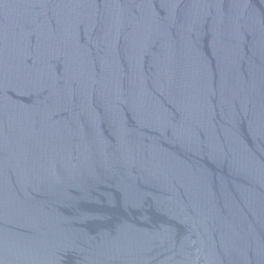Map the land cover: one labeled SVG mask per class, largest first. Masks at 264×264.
<instances>
[{
	"label": "water",
	"instance_id": "water-1",
	"mask_svg": "<svg viewBox=\"0 0 264 264\" xmlns=\"http://www.w3.org/2000/svg\"><path fill=\"white\" fill-rule=\"evenodd\" d=\"M0 264H264V0H0Z\"/></svg>",
	"mask_w": 264,
	"mask_h": 264
}]
</instances>
